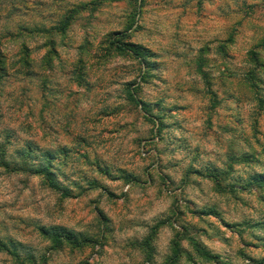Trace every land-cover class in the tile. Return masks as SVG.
Wrapping results in <instances>:
<instances>
[{"label": "rangeland", "instance_id": "obj_1", "mask_svg": "<svg viewBox=\"0 0 264 264\" xmlns=\"http://www.w3.org/2000/svg\"><path fill=\"white\" fill-rule=\"evenodd\" d=\"M92 1L0 0V44L9 58L28 46L35 71L0 86V136H12L11 152L71 148L61 181L79 184L66 199L39 177L0 170V238L37 264H171L175 242L177 264H264V188L249 185L264 174V69L252 61L257 53L264 64V0L105 3L57 37L49 68L47 38L26 31ZM123 31L153 55L149 77L108 51L110 34ZM81 58L82 86L73 77ZM128 84L164 121L160 133L127 100ZM213 171H228L221 187ZM54 226L93 242L56 251L39 231ZM0 264L15 262L0 251Z\"/></svg>", "mask_w": 264, "mask_h": 264}, {"label": "trees", "instance_id": "obj_2", "mask_svg": "<svg viewBox=\"0 0 264 264\" xmlns=\"http://www.w3.org/2000/svg\"><path fill=\"white\" fill-rule=\"evenodd\" d=\"M125 0H94L89 3H82L75 6L71 10L67 11L61 19L57 22L55 26L50 28L44 27L39 29V31H26L28 33H36L47 38L48 48L45 54L44 61L49 66L52 62V55L58 54L57 51V37H65L75 22V20L84 13H95L97 12L105 3H119ZM140 3L141 0H128ZM139 9V7H137ZM138 11V10H137ZM7 35L11 38L14 37V33L8 31ZM110 39L107 41L106 47L109 52H114L121 57L131 56L142 65L146 71L143 77L147 78L150 76L149 72L156 69L155 63L151 61L154 58L153 55L145 48L140 45L130 43L129 32H117L110 34ZM4 44H0V86L6 83L10 79L18 76H25L27 78H32L35 76L33 61L31 60V51L28 46L23 45L20 53L16 56L8 57L6 49L3 47ZM252 61L255 64V70L264 69V64L258 58L257 53H253ZM51 68V66L49 67ZM47 70V68H46ZM74 79L79 85H83L86 80V65L84 60L78 59L75 69L73 71ZM248 82L251 84L252 88L256 86V73L251 72L247 76ZM5 81V82H4ZM133 84H128L126 86L127 100L135 105L137 108H141L144 113L145 118L149 123L158 124V133L162 131L165 127V123L159 115H156L152 109V105L139 98L140 89L132 88ZM213 100V99H212ZM214 101V100H213ZM259 110L264 112V98L258 99ZM2 136V135H1ZM0 136V170H3L9 175L13 174H23L33 177H39L42 179L44 185L54 191L61 192L63 198H73V188H79V184L75 182H70L66 185L61 181V178H67L64 175L63 169L68 167V160L72 154V149L68 147H57L56 149L41 148L34 143H27L23 148L14 149L13 142L11 140L12 136L6 134L5 137ZM3 138V139H2ZM241 161L250 164L252 162V157L243 156ZM214 172V171H213ZM102 174L106 176L109 175L107 171L102 170ZM228 175V171L224 173L214 172L209 175L218 187H221L222 181L225 180L223 176ZM128 180L134 182L130 176H127ZM131 179V180H130ZM249 185H254L257 188H264V174L252 175ZM226 188V187H224ZM232 191L236 190V185H230ZM247 189V188H246ZM215 214L214 211H210ZM249 228L257 229L262 228L261 223L257 226L250 225ZM40 234L47 241L51 242L52 247L56 251L63 250L66 248H71L73 250H78L93 242L90 238H83V235L77 234L65 227L54 226L50 228L41 227L39 228ZM194 242V241H193ZM146 245L150 247V243L147 241ZM197 247V251L208 260H216L217 257H212L210 254L202 251ZM0 251L6 253L13 258L15 264H37L38 259L33 253H26L25 256L22 255V245L13 241H5L0 238ZM182 249L178 242L174 243V257L171 260V264H177L179 262ZM80 264H88L86 262Z\"/></svg>", "mask_w": 264, "mask_h": 264}]
</instances>
